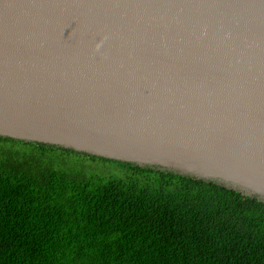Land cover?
I'll list each match as a JSON object with an SVG mask.
<instances>
[{
	"label": "water",
	"instance_id": "obj_1",
	"mask_svg": "<svg viewBox=\"0 0 264 264\" xmlns=\"http://www.w3.org/2000/svg\"><path fill=\"white\" fill-rule=\"evenodd\" d=\"M0 138L264 204V0H0Z\"/></svg>",
	"mask_w": 264,
	"mask_h": 264
},
{
	"label": "trees",
	"instance_id": "obj_2",
	"mask_svg": "<svg viewBox=\"0 0 264 264\" xmlns=\"http://www.w3.org/2000/svg\"><path fill=\"white\" fill-rule=\"evenodd\" d=\"M0 264H264V204L211 182L0 138Z\"/></svg>",
	"mask_w": 264,
	"mask_h": 264
},
{
	"label": "rangeland",
	"instance_id": "obj_3",
	"mask_svg": "<svg viewBox=\"0 0 264 264\" xmlns=\"http://www.w3.org/2000/svg\"><path fill=\"white\" fill-rule=\"evenodd\" d=\"M105 172H106V170H105Z\"/></svg>",
	"mask_w": 264,
	"mask_h": 264
}]
</instances>
